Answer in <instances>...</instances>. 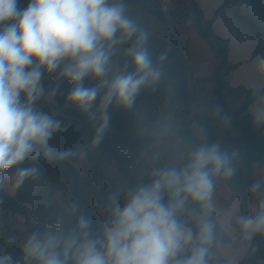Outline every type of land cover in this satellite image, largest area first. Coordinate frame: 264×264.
<instances>
[{
  "label": "clouds",
  "instance_id": "obj_1",
  "mask_svg": "<svg viewBox=\"0 0 264 264\" xmlns=\"http://www.w3.org/2000/svg\"><path fill=\"white\" fill-rule=\"evenodd\" d=\"M19 2L0 0V184L6 170L26 160L64 159L72 154L50 144L60 122L34 108L43 91L44 70L60 69L72 85L67 99L84 112L103 92L99 104L102 123L93 141L97 145L108 127V106L115 101L131 107L141 88L161 76L146 47L148 34L140 31L118 0H29L24 8ZM133 37L126 55L134 71H126L127 64L125 70L114 69L115 46ZM164 59L161 55L160 60ZM259 66L264 71V60ZM86 78L97 83L86 86ZM234 171L232 158L219 144L203 145L183 169L161 170L150 185L140 187L114 209L104 251L97 249L95 240L68 238L62 256L56 251L61 241L52 236L46 241L30 237L25 252L40 264H67L73 250L75 264H208L214 225L200 219L199 244L186 259H176L193 238L184 231L177 213L188 199L207 208L214 188L212 177L231 176ZM37 173L35 167H17L15 186ZM164 191L170 196L167 204ZM239 223L246 236L264 232V211L241 216ZM88 225L81 217L79 228L85 236ZM6 259L0 258V264H6Z\"/></svg>",
  "mask_w": 264,
  "mask_h": 264
},
{
  "label": "trees",
  "instance_id": "obj_2",
  "mask_svg": "<svg viewBox=\"0 0 264 264\" xmlns=\"http://www.w3.org/2000/svg\"><path fill=\"white\" fill-rule=\"evenodd\" d=\"M230 1V0H228ZM227 1V2H228ZM237 4H246L252 6L257 15L264 19V0H232ZM29 0H20L19 3H27ZM124 4L129 6L128 16L135 21L141 32L148 34L146 47L151 55L154 66L158 67L161 71V76L154 84H148L141 88L131 107H123L117 105L115 102L109 105L107 115L109 124L113 128V132L107 129L103 134L100 143L96 144V158L98 160H114L117 163L119 171L123 172L127 182L130 185V190L134 193L136 188V180L140 181L141 186H148L150 182L145 180L144 171L138 162V150L150 143L149 137L138 135L137 117L140 111L142 102H149L151 105L172 104L173 106L182 105L192 100H197L196 89L192 86V62L184 50L174 44L173 41L164 37L163 35L154 34L146 30L143 26V21L152 16L155 20L163 24H168L172 21L180 19L189 22L195 21L197 32L205 40L211 44V37L221 40L212 29V21L208 20L203 12L198 7L194 0H186L189 11H168L163 12L152 6L150 0H123ZM139 35V33H137ZM132 43L135 37L130 40ZM212 45V44H211ZM213 47V46H212ZM219 55V62L214 68L210 81L213 85L212 94L217 98L222 108L226 112L227 118L230 123L239 128L241 136L236 140L235 146L239 151V157H246V162L250 165L252 162H260L264 166V123L253 115L251 112V105L260 96L264 95V88L252 92L248 91L253 98L247 104H244L240 109L231 112L230 103L227 98L233 91L227 81L228 73L239 66L233 65L229 61V54L227 47L219 46L216 49ZM161 55H165L163 61L160 60ZM261 57L264 60V40H260L257 47L253 51V57ZM118 63L121 70H125L124 66L127 64L126 71H134L128 56L118 57ZM59 69V68H58ZM60 71V69H59ZM57 72V71H56ZM45 85L49 91L53 93L54 99L58 103L60 112L70 118V121L60 137L61 151H70L72 154L64 159H60L58 169L61 173V178L70 182V192L76 200H81L82 204L80 210L76 213L70 221L66 222L63 213L56 209L48 208L45 216L49 217L51 221L62 223L68 233V238H75L82 240L86 237H92V234L97 237H92L97 241V249L104 251L105 232L106 227L104 219L98 212L95 206L89 204L84 200L93 195L96 199V204L104 209H112L116 206L118 200L121 199L122 193L119 192L113 180L104 174V170L100 168V163L96 160L92 168V181L102 182L107 181L112 184L109 188H103L93 191L88 190V184L81 180V175L78 169L73 164V155L77 152L81 143V139L87 133L94 139L97 129L100 126L98 117L95 113L84 112L79 108H71L67 105V97L70 92L69 83L63 76L57 77V74L52 76L44 70ZM54 77V80L52 79ZM231 142L232 140L229 139ZM119 144H125L131 147L134 155L130 159L123 158L117 151ZM150 160L156 163L157 168H161V163L157 157H154L150 151ZM238 156L232 159V164L235 169L234 174L238 176L237 185L242 188L240 196V215L233 221V226L240 234L242 240H247L248 236L245 235L244 229L239 223L241 216H250L252 197L249 190L254 191L260 201L261 211H264V184L254 179L250 173L244 175L238 162ZM131 166L136 167L134 172ZM17 167H35L38 173L35 176L27 178L29 181L37 182L42 176L47 173V167L37 160H26L22 165L14 166L6 170L8 173H16ZM175 168L181 170V167L166 166L163 169ZM0 199L3 200L7 210L4 212V222L7 224L9 215H20L25 218V223L32 234L35 235L40 241H46L49 238L47 231L43 227L33 226L30 220V211L26 207H22L14 199L12 195L3 193L0 189ZM169 193L163 192V202H169ZM258 212V214L260 213ZM40 216V214L38 215ZM81 217L89 221L87 228L88 235L85 236L83 231L79 228V221ZM177 219L181 222L182 226L190 228L192 231V241L185 245L176 259H186L190 254L193 246L199 244L197 235L199 233V220L208 219L214 225L213 241L210 245V254L208 257V264H258L259 261L264 260V232L253 233L250 248H248L244 259L239 263H232L225 260L219 252V244L230 243V238L221 227L220 222L215 217L214 212L204 208L200 203L188 199L182 210L177 213ZM5 234V233H4ZM17 234H20L17 232ZM5 251L4 245L0 242V256ZM56 251L60 252L63 256V250L59 248ZM74 251L69 252L67 259L68 264H75ZM6 264H21L18 259H7Z\"/></svg>",
  "mask_w": 264,
  "mask_h": 264
},
{
  "label": "rangeland",
  "instance_id": "obj_3",
  "mask_svg": "<svg viewBox=\"0 0 264 264\" xmlns=\"http://www.w3.org/2000/svg\"><path fill=\"white\" fill-rule=\"evenodd\" d=\"M227 1L228 0H194L205 17L212 21V29L221 39L218 40L215 37H211V45L209 41L199 35L196 25L194 27L197 37L200 39V44H196L195 41H193L190 45V58L192 59V73L194 75L192 80L195 81L197 100H192L178 106H173L172 104L151 105L149 102H142L140 105V111L137 117V134L149 137L150 143L143 148L149 150V152L152 151L154 157H157L161 163L162 167L157 168L156 163L150 160L157 168L156 178H158L160 171L164 170L163 168L166 166L171 165L183 169L191 162L192 153L203 145L219 144L221 149L226 151L232 159L235 156L239 157V151L235 143L242 135L241 131L230 123L222 105L212 94L211 90H213V85L208 76L212 74L220 60L216 51L219 46L227 47L231 64L238 65L240 64V62H238L239 60H241V63L247 60L250 61V64L252 63V55L249 47L255 40H264V19L257 15L250 5H242L235 2L233 4L231 2L232 0ZM150 3L153 7L163 12L172 10L189 11L191 9L186 0H150ZM27 4L28 3H19V7L24 8ZM149 18L152 20L154 19L152 16ZM151 19L147 20L146 26H149V29L153 31L152 24H150L152 22ZM158 23L162 27L164 26L160 21ZM131 44L130 41H126L125 43L115 46L113 54L114 69L121 70L118 57L121 55L127 56L126 49ZM185 48H187V44ZM208 69H210V71L207 73ZM248 70L249 69H246V71H244V69L242 70L240 66H238L228 73L227 81L230 88L233 90L227 98V102L230 103L231 112L237 111L244 104L251 101L253 96H251L248 91L255 92L264 88L261 83L258 87L254 86V84L250 85L249 80H247L245 76H251L252 81H255L259 77L254 76L255 73L253 74L252 71ZM56 71L57 77H61L59 69ZM44 80L45 78L43 75L41 85H44V88L42 94L35 102L34 108L60 122L61 127L54 133L50 144L61 151L60 137L63 131H65L70 118L60 112L58 103L54 99L53 93L47 89ZM258 81L260 82V80ZM68 83V88L71 90L72 85L70 81H68ZM96 83L97 81L91 78H86L85 80L86 86H94ZM102 97L103 92L97 97L95 103L99 105ZM21 99L23 101L25 98L22 96ZM263 101L260 102V104H263ZM55 112H57V115ZM262 115H264V111ZM229 139L232 141L230 142ZM116 149L123 158L130 159L134 155L133 149L125 144H119ZM245 158L246 157L238 158L242 173L244 175L250 173L254 179L264 184V170L263 167L260 166V162H252L248 165ZM96 160L99 162L97 158H93V164ZM37 161L47 167V173L45 176L40 177L37 182L29 180L24 181L21 190L28 193L27 200L34 203L39 209H42V206L58 207V209L66 206L68 211V200L73 206L75 198L69 194L66 181H53L55 176H60L61 174L59 169H57L60 159L47 160L42 158ZM131 169L134 172L136 171V167L134 166H131ZM212 178L214 181L212 192L215 194L213 196H217L221 190L227 189L232 191L237 198H240L243 189L239 188L237 185L238 176L236 174L233 173L231 176H225L221 173L214 175ZM152 182H150V184ZM139 183L140 181L137 179L136 188L138 189L142 187ZM103 186L104 188H109L110 184L108 182H103ZM53 189L56 190V197L52 196L51 190ZM165 192L168 193L167 191ZM210 202L209 200L208 206ZM99 209L101 208L99 207ZM206 209H208V207ZM218 220H220V224L225 223L220 217H218ZM222 228L224 230L226 227ZM184 229L189 231L187 228ZM12 232L14 233L16 231L12 229ZM5 233L6 237L1 239L5 251L1 254L0 258L22 259L15 243L11 238L7 237L9 230H5ZM19 233L21 235L22 232ZM62 235H65L64 229ZM227 236L232 240L229 234H227ZM31 237L35 236L31 235ZM244 241L245 240L241 242L244 243ZM234 245H236V241L233 242L232 247ZM219 247H221V245H219ZM219 252L225 259V256L229 255V248H220ZM258 264H264V260L259 261Z\"/></svg>",
  "mask_w": 264,
  "mask_h": 264
},
{
  "label": "crops",
  "instance_id": "obj_4",
  "mask_svg": "<svg viewBox=\"0 0 264 264\" xmlns=\"http://www.w3.org/2000/svg\"><path fill=\"white\" fill-rule=\"evenodd\" d=\"M109 2L113 3V2H117V0H109ZM118 2H120L124 5L126 14L128 15V12L130 9L129 6L124 4L123 0H118ZM231 2L234 4L233 1H231ZM186 11H188V10H186ZM149 19H151V18L148 17L145 19V21H143V26L146 30H148L154 34L163 35L164 37L170 39L171 41L174 42V44L181 47L189 58L191 55V48H190L191 43L193 41H195L196 44H200V39L197 37V33L195 31V28H194L195 27V21H193V20L186 22L185 20L180 19V20H177L175 22L172 21L166 25L164 24V26L162 27L158 23L159 21H157L155 19H153V20L151 19L152 22L150 24H152V29H154L152 31L151 29H149V26H146V22ZM117 35H119V33ZM259 41L260 40H255V42L249 47L250 53L252 55V59H251L252 63L250 64L249 60H247L244 63H241V60H239L238 62H240V64H239L240 69H242V70L244 69V71H246V69H249L248 71H252L253 74L255 73L254 76L259 77L255 81H252L251 76H249V75L245 76V77H247V80H249L250 85L254 84V86L258 87V86H260L259 84L261 83V85L264 87V79H263L264 78V71H262L260 69V66H259L260 62L262 61V58L259 56L253 57V51H254L255 47H257ZM186 44H187V48H185ZM121 56H124V55H121ZM190 60L192 62L191 58H190ZM209 71H210V69H208L207 73ZM55 73H56V71L49 73V75L51 76ZM258 75H261V76H258ZM211 76H212V74H210L208 76V78L210 79ZM193 77H194V75L192 74V78ZM44 78H46V75H44ZM258 80H260V82ZM43 86L44 85H42V88H44ZM192 86L195 88V81H193V80H192ZM261 100L262 101L264 100V95L260 96L256 101H254L252 103L250 109H251V112L253 113V115L257 118L259 117L261 122L264 123V115H262L263 111H264V101H263V104H260V102H262ZM66 103H67V105H69L72 108H78L75 104H73L68 99H67ZM107 110H109V106H108ZM89 112L95 113L98 117L99 123L100 124L102 123V112L100 111L98 104L94 103L93 107L87 113H89ZM106 129L111 133L113 132V128L110 126L109 122H108V127ZM93 141H94V139L92 138L91 135L85 134L83 136V138L81 139V143L78 147L77 152L73 155V164L78 169V171L81 175V177H80L81 180L88 184V190L89 191L95 190L91 187V182H92L91 177H93V175H92L93 158L95 159L97 157L96 156L97 155L96 150H95L96 144H94ZM99 163H100V168L104 170V174L113 180V184L115 185L116 189L122 193V197L120 200H118L116 206L112 209H104L103 207L98 206L96 204V200H95L96 198L93 195H90L88 197V199L84 200L83 203H85L87 201L91 205L94 204L93 206L96 207V209L98 210L100 215L103 217V219L105 221L104 224H105V227L107 230L111 226L113 220L115 219L114 209L118 205L123 206L125 201L130 197V194H132L133 192L130 190V185L127 182L126 177L124 176L123 172L119 171L116 161H114V160L110 161V160H104L103 159V160H99ZM260 166H262L263 170H264V166L262 164H260ZM88 177H90V178H88ZM58 180H64L61 178V174H60V176L59 175L55 176L53 179L54 182L58 181ZM66 182H67L66 185L68 186V189L70 192V182H68V181H66ZM103 182H107V181L97 182L99 185V188L101 186H103ZM22 185L23 184H21L17 188L15 186V174L5 172L3 183L0 184V189L2 190L3 193L12 195L14 197V199L18 202L19 205H21L22 207H26L30 211V223L35 227H43L47 231L49 237L55 236L57 239H59L61 241V243L57 248H59L60 250H63L64 242L68 239V233H67L64 225L62 224L61 227L49 228V227H46L45 225L42 224V220L46 214V210L48 208H53V209L58 210L59 212H62L64 215L63 219L66 222H68L71 220V218L76 213L79 212L82 201L74 199V205L72 206L68 200V203H67L68 211H67L66 206H63L61 209H58V207L55 208L52 206H47V207L42 206L43 208L39 209L35 206L34 203L27 200L28 193L26 191L21 190ZM111 185L112 184H110V186ZM103 188H104V186H103ZM51 193H52V196L56 197V195H55L56 190H54V189L51 190ZM249 193L252 197L250 216H255L258 214V212H260L262 207L259 204L260 201H259L257 194L252 190H249ZM213 195H215V194L212 192L211 197H214V198H210L211 202L209 205L210 207L208 206V209L210 211L214 212L217 220H218V217L223 219V221L225 223L221 224V225L224 228L226 227L224 229L225 232L232 237V240L230 239V243L219 244V245H221V247H219V251H220V248H229V253H228L229 255L228 256L226 255L225 259L232 262V263H239L244 259L248 248H250L252 237H253V234L249 235L247 240H245L244 243H242L241 241H243V240L240 238L239 232L233 226L234 225L233 224L234 219L236 217L238 218L240 215V203H241L240 198H237V196L234 193H232V191H229L227 189L221 190L217 196H213ZM99 207L101 209H99ZM5 210H7V207L5 206L3 200L0 199V242H1V239L6 237L5 230H9L7 237L11 238V240L15 243L18 251L20 252V254L22 256V259H18V260H20V263L21 264H40V262L37 259H35L34 257H29L25 252L26 241L31 237V235H34L30 232V230L26 226L25 218L23 216H20V215L14 216L13 214H10L9 219L7 220V224H5V222H4ZM39 214H40L41 220H36L35 217H33V216L34 215L37 216ZM218 221H220V220H218ZM183 228H187L189 230V231H187L186 229H184V231L186 233L187 232L192 233L190 228L185 227V226H183ZM12 229H13V231H16V232L13 233ZM63 229L65 230V235H62ZM227 231H229V232H227ZM17 232H22L23 234L21 233V235H20V234H17ZM92 237H97V235L92 234ZM92 237H86L82 240L79 239L77 241L83 242L85 239L93 240ZM234 241H236L237 246L234 245L232 247V244ZM22 242H23V244H22ZM223 255H225V254H223Z\"/></svg>",
  "mask_w": 264,
  "mask_h": 264
},
{
  "label": "built area",
  "instance_id": "obj_5",
  "mask_svg": "<svg viewBox=\"0 0 264 264\" xmlns=\"http://www.w3.org/2000/svg\"><path fill=\"white\" fill-rule=\"evenodd\" d=\"M52 79L54 80V77H52ZM55 114L57 115V112H55ZM138 153H139L138 154L139 156H137L138 162L140 163L141 168L144 171V177H145L144 179L147 180L148 182H152L157 177V168L150 161L151 153L149 152V150H147L145 148H140ZM91 187L93 189H98L99 185L96 181H92ZM34 217L36 220H41V217L38 215L37 216L34 215ZM29 222H30V220H29ZM42 224L45 225L46 227H49V228L61 227V225H62V223L51 221L49 219V217H47V216H44V218L42 220Z\"/></svg>",
  "mask_w": 264,
  "mask_h": 264
},
{
  "label": "water",
  "instance_id": "obj_6",
  "mask_svg": "<svg viewBox=\"0 0 264 264\" xmlns=\"http://www.w3.org/2000/svg\"><path fill=\"white\" fill-rule=\"evenodd\" d=\"M260 164H262V163H260Z\"/></svg>",
  "mask_w": 264,
  "mask_h": 264
}]
</instances>
